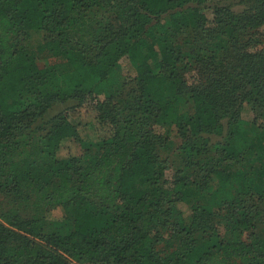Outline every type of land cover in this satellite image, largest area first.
<instances>
[{
    "label": "trees",
    "instance_id": "16d2710c",
    "mask_svg": "<svg viewBox=\"0 0 264 264\" xmlns=\"http://www.w3.org/2000/svg\"><path fill=\"white\" fill-rule=\"evenodd\" d=\"M239 1L251 11L205 0H0V264H264L254 225L264 213V50L238 47L264 21V0ZM33 50L52 63L38 66ZM55 105L64 108L46 118ZM87 116L102 137L81 163L62 141L78 135L69 118ZM170 133L188 167L166 187L159 151ZM56 206L72 214L65 235L44 232ZM214 207L226 214L222 230L210 226Z\"/></svg>",
    "mask_w": 264,
    "mask_h": 264
},
{
    "label": "rangeland",
    "instance_id": "374dc122",
    "mask_svg": "<svg viewBox=\"0 0 264 264\" xmlns=\"http://www.w3.org/2000/svg\"><path fill=\"white\" fill-rule=\"evenodd\" d=\"M194 6V4H193ZM201 7H226L232 14L241 15L247 14L250 12V3L233 0V1H225V0H205ZM96 16L99 13L95 14ZM167 19L165 17L161 18V23H165ZM242 45L243 48L241 50L249 52L256 51L263 48L264 50V21L260 23L254 30L244 31L242 34L238 35V47ZM254 45V46H253ZM250 46H253L250 48ZM250 48V49H249ZM236 52L231 51L230 49L222 56V60L232 65L235 61ZM33 55L35 57V61L38 66H42L44 64H51L52 58L46 56V54L38 53L33 50ZM190 62V61H187ZM123 74L127 76V79H131L133 76V70L130 67L127 59L122 57L119 61ZM204 63H202L203 65ZM179 73L178 76H182L183 81L188 86H193V84L197 81L196 74L192 71L189 65L183 66V64L178 66ZM205 68V67H204ZM209 71V69H208ZM206 72V71H205ZM181 79V80H182ZM176 81H170L166 85V93L168 97L171 96V92L173 91L174 85ZM181 103L185 105V98L181 99ZM188 106V105H186ZM62 105L53 106L47 113L46 118L55 114L59 110L63 109ZM241 118L244 121L250 122L252 121V113L249 111V107L247 105H243L240 113ZM69 121L72 125L75 126L77 130L76 138H68L62 141V145H64L71 156L75 157L79 162L84 163L90 158H92L96 153V149L94 147V143L102 137V131L99 123L96 119H93L90 116H87L83 119H71ZM225 127V123L223 124ZM159 133L162 131H158ZM170 143L167 148L163 151H159V158L165 162V170H164V179L166 180V187L169 186L172 178L178 174V172H183L187 169L188 163L184 158L182 152H180L179 148V139L175 137L173 133H170ZM208 142L210 144L216 143L220 141L219 136H208ZM178 210H184L182 205L177 206ZM216 208H213L214 218L210 223L211 227H214L215 230H222V225L224 224V217L226 216L224 210L216 213ZM255 231L260 232L264 228V213H261L258 218L254 221ZM72 228V214L69 208L66 207H51L47 210L45 214V233H54L57 235H65L70 232ZM205 235H200L202 239H206Z\"/></svg>",
    "mask_w": 264,
    "mask_h": 264
}]
</instances>
